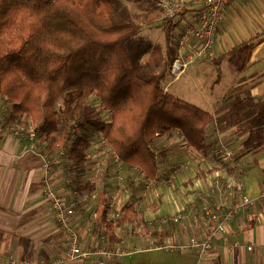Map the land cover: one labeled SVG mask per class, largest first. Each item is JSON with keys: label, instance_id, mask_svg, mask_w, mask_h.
I'll return each instance as SVG.
<instances>
[{"label": "trees", "instance_id": "trees-1", "mask_svg": "<svg viewBox=\"0 0 264 264\" xmlns=\"http://www.w3.org/2000/svg\"><path fill=\"white\" fill-rule=\"evenodd\" d=\"M183 19L166 20L163 50L139 35L124 0H0L2 123L24 134L34 131V140L27 139L50 155L51 169L62 167L64 188L74 194L94 186L84 179L93 139H104L120 162L140 167L148 180L159 174L165 149L158 151L155 141L161 136L181 134L190 148L207 152L212 128L235 126L247 134L244 146L259 150L264 100L248 90L234 94L242 89L237 88L216 119L165 89ZM108 189L104 185L98 192L94 232L114 244L116 227L137 213L125 204V213L115 217ZM68 199L76 210L78 200Z\"/></svg>", "mask_w": 264, "mask_h": 264}, {"label": "crops", "instance_id": "crops-1", "mask_svg": "<svg viewBox=\"0 0 264 264\" xmlns=\"http://www.w3.org/2000/svg\"><path fill=\"white\" fill-rule=\"evenodd\" d=\"M190 68L191 76L211 81L210 93L214 100L206 102L209 109H205L215 113L216 119L226 111L227 95L237 88L242 89L235 90L234 94L248 90L252 96L264 100V0L229 3L213 48ZM2 122L0 116V264H8L7 257L13 252L37 260H48L63 253L67 233L55 220L45 195V178L48 176L52 178L51 184L68 198L78 200L73 225L80 234L82 247H93L99 237L94 232L96 219L91 221L90 218L95 213L98 198L93 204L87 190L74 194L65 189L62 167H52L47 172L44 162L50 155L40 148L35 150L36 144L14 134ZM211 131L206 142L213 143V147L207 152L190 148L183 136L180 147L173 145V140L177 139L175 135L156 139L158 144H167V148L161 147L165 152L159 154L158 177L145 180L149 184L152 182L150 190L140 191L146 192L140 195L147 196L146 203L130 200L129 185L126 188L124 185L120 202L123 208L125 204H132L137 215L123 226L118 225L116 235L120 239L119 232L124 230L125 244H145L148 247L143 252L152 253L162 249L165 243H183L191 237H205L214 229V223L205 214L206 204L200 195L211 197L213 179L222 177L229 185L216 191L215 202L231 204L244 196L257 200L228 222L227 231L216 236L212 249L200 264H264V198H261L264 194V144L257 151L245 147L247 134H240L235 126L225 130L212 128ZM218 145L234 148L235 156L221 158L213 151ZM113 160L128 170L136 168L117 160L115 152L112 159L101 155L98 165L104 168L98 175L105 183L99 191L107 185L112 196L116 183L112 173L116 174L117 170H112ZM177 214H180L178 221H164ZM134 253L106 264H159L157 260L135 258ZM99 259V256H90L69 264H98ZM175 260L179 264H188L183 259Z\"/></svg>", "mask_w": 264, "mask_h": 264}, {"label": "built area", "instance_id": "built-area-1", "mask_svg": "<svg viewBox=\"0 0 264 264\" xmlns=\"http://www.w3.org/2000/svg\"><path fill=\"white\" fill-rule=\"evenodd\" d=\"M234 0H159V6L163 13V18L176 19L182 14L191 13V17L183 20L182 29L177 35L178 57L174 60L172 71L175 75L181 74L192 65L196 64L198 59L208 54L213 48L220 29V25L224 19L227 5ZM16 135L25 136L29 140H34L35 132L21 133L18 129L11 128ZM106 142L105 140L103 143ZM37 148L35 147V150ZM215 154L226 157H234L236 152L232 147L222 146L216 147ZM48 155V154H47ZM117 159V157H116ZM118 160V159H117ZM44 167L49 172L50 159L44 162ZM139 171L145 175L140 168ZM51 177L45 178V195L51 205L52 212L57 223L66 230L67 241L63 253L59 256L52 257L48 260H37L34 257L22 256L16 252L8 255V264H69L72 262L84 261L90 256H99L98 264H106L108 261L117 259L123 255L132 254L141 248L125 244L122 237V231L119 232L120 239L109 244L107 237L102 235L93 247L85 249L81 245V237L78 230L73 225V217L75 215V203L53 187ZM125 177L121 171L116 175V183L113 189V199L111 200V208L115 217L123 214V206L120 202L119 195L124 188ZM222 177H216L211 184V197L201 194L200 197L205 202V214L214 223V229L205 237H191L188 241L172 245L171 243L163 245V248L169 250H177L185 252L193 250L199 253L200 258L206 256L212 249L217 235L227 231V224L240 211L250 207L257 200L247 196L242 197L238 201L227 204L225 201H214L216 191L223 190L228 186ZM264 198V194L261 196ZM180 214L172 217L164 218V221H178Z\"/></svg>", "mask_w": 264, "mask_h": 264}, {"label": "rangeland", "instance_id": "rangeland-1", "mask_svg": "<svg viewBox=\"0 0 264 264\" xmlns=\"http://www.w3.org/2000/svg\"><path fill=\"white\" fill-rule=\"evenodd\" d=\"M124 2L129 7L133 20L137 24L140 25L139 35L152 40L155 44H159L162 47V49L165 50L166 48L165 26L167 24L166 22L167 19L162 17L163 13L158 4L159 2L156 3V1L154 0H139V1L124 0ZM186 16H188V13L184 14V18ZM181 17L183 19V16L180 15L175 20H179ZM183 20L181 21L182 24L180 25V27L178 28V31L176 32L177 34L182 29V25L184 23ZM172 66L170 68V75H171L170 79L171 80L168 83H166L165 89L171 90L175 95L181 98H184L188 101L194 102L198 106L209 109L208 104L206 102H210L214 100L213 95L210 93L212 86H213L211 81L196 79L193 74L191 76V74L188 73L191 68L187 69L181 74L175 75L174 72L172 71ZM233 79L231 80V83L233 82ZM181 137H182L181 134L176 133L175 138L177 139L173 140L174 142L173 145L180 147ZM93 140L95 142L89 152V155H90L89 162L94 161V160H97V161L96 162L94 161L93 164L88 165L84 173V179H91L94 182L93 188L89 189V191L87 192V195L89 197L90 203L95 204L98 198L99 189H101V186L105 183V179L101 180L102 176L100 175L103 173L102 168L104 167L102 165H98V160L101 158V155H103V157L108 155L112 159L114 155V151L112 147L103 143L104 139H93ZM160 141H164V139L163 140L161 139ZM164 144L163 143L158 144V142L155 141V146L158 151H161V147L167 148V144L166 145ZM221 158L226 159L228 157L225 158L221 154ZM112 162H113L112 170L114 171V169L117 168L116 174L115 172L112 174H114L116 177V175L121 171V173H123L125 177V181H124L125 188L129 185V194L131 195L130 200L136 199L139 201H143V203H146L147 196L145 197V196H140V195L150 190V188L152 187V182L151 184H149V182L145 181L146 178L139 171L138 168H135L133 170H128L125 165H124L125 167L120 166L118 162L115 160H113ZM188 162L190 163V160ZM109 168H111V166H109ZM98 173H100L99 175L101 177L98 175ZM108 175L111 176V173ZM148 185L149 187H147ZM142 190L146 192H140ZM96 216H97V210H95V213H93V216L92 218H90V220L93 221V219H96ZM121 234H123L122 237L124 238L126 237L124 233H121ZM166 244H169V243H165L164 245ZM171 244L177 245L179 243H171ZM136 247L138 248L140 247L141 250L136 251L134 253L133 256L135 258H142L144 260H149V261L153 259V260H157L159 264H179L178 261L175 259L186 260L188 264H200L204 262L205 260L203 257L200 258L199 253L196 251L195 252L186 251L185 253H182L181 251L169 250V249L161 247L162 249H160L158 252L152 253V252H143L145 251L143 249H146L148 247L145 244L136 245ZM153 254H156V255L151 256ZM19 255L20 257H22L21 254Z\"/></svg>", "mask_w": 264, "mask_h": 264}]
</instances>
